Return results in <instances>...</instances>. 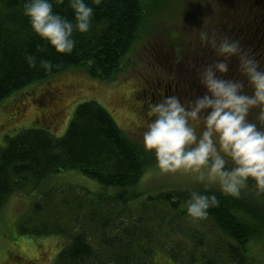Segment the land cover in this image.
<instances>
[{"label":"trees","instance_id":"16d2710c","mask_svg":"<svg viewBox=\"0 0 264 264\" xmlns=\"http://www.w3.org/2000/svg\"><path fill=\"white\" fill-rule=\"evenodd\" d=\"M167 1L102 0L93 5L90 30L73 33L77 43L67 54L55 51L33 32L23 15V0H0V105L23 89L74 67L84 68L92 78L115 80L122 71V59L145 24L147 9H161ZM228 3L224 13L213 17V34L217 40L224 36L238 40L264 68V0ZM54 10L74 18L68 0L54 2ZM37 44H45L46 52L38 51ZM25 52H34L38 58L46 56L57 66L50 72L39 66L31 68ZM197 54L208 57L202 62L204 66L224 59L202 41ZM198 66L195 63L193 68ZM218 75L245 78L235 55L229 58V71ZM195 82L202 92L188 91L181 101L204 94L200 79ZM150 87L142 92L145 96L151 91L153 101L172 94L163 86ZM5 139L6 144H0V210L12 193L28 187L38 190L41 198L31 213L19 220L18 229L25 235H66L55 264H158L160 254L174 264H249V260L254 262L249 244L264 240V192H257L254 178L249 177L248 186L238 197L204 186L147 195L139 191L136 186L153 162L150 152L131 140L96 100L77 105L62 136L34 126ZM68 169L79 170L107 188L94 192L72 186L67 192L73 197L64 196L56 202L54 188L45 184L55 173ZM111 188L113 192H107ZM189 189L215 192L219 198V204L210 207L203 218L209 231L197 227L195 218L186 211ZM36 217H44V221L42 218L34 225Z\"/></svg>","mask_w":264,"mask_h":264},{"label":"rangeland","instance_id":"374dc122","mask_svg":"<svg viewBox=\"0 0 264 264\" xmlns=\"http://www.w3.org/2000/svg\"><path fill=\"white\" fill-rule=\"evenodd\" d=\"M228 1L168 0L161 9H147L145 24L122 59V71L115 80L92 78L84 68L74 67L45 82L23 89L0 105V144H6V135L11 136L20 129L34 126L45 127L53 135L62 136L77 105L93 99L112 114L131 140L143 146V132L148 122L155 118L149 114L150 107L158 100H151V91L144 96L142 88L151 85L152 90L155 86H163L169 94L172 93L171 95H176L184 101L188 91L202 92L201 89L198 90L199 84L195 79H200L198 73L205 67L202 62L208 57L196 55L201 44L200 33L213 34V17L216 18L215 13L225 12ZM194 62L199 65L196 69L193 68ZM235 76L236 73L233 77ZM246 78L245 76L242 79L245 85L243 91L253 92V87ZM136 95L140 97L137 98L139 102L135 98ZM260 111L259 106H253L251 115L248 116L250 111L247 114V119L264 128V121L259 118ZM190 122L199 135L205 126L203 121ZM148 152L154 164L150 163L136 186L144 195L173 188L204 186V182L197 179V172L183 169L162 172L154 151ZM227 159L229 163L226 167H232L230 158ZM45 186L54 188L53 198L56 202L64 196L73 197L74 194L67 192L72 186L94 192L107 188L75 169L55 173L47 180ZM208 187L219 188V184L210 183ZM34 189L28 187L12 193L0 210V264H55L56 256L65 242L67 236L64 234L33 236L19 232V220L31 213L34 203L42 196ZM107 192H113L112 188L107 189ZM42 218L44 221V217H36L38 222L33 221L34 225H38ZM193 223L201 229L210 230H207L208 225L203 218H195ZM190 245L191 242L189 247ZM249 246V253L251 252L255 264H264V240L250 243ZM254 262L249 260V264ZM157 263L174 264L162 254L158 255Z\"/></svg>","mask_w":264,"mask_h":264},{"label":"clouds","instance_id":"9594fccd","mask_svg":"<svg viewBox=\"0 0 264 264\" xmlns=\"http://www.w3.org/2000/svg\"><path fill=\"white\" fill-rule=\"evenodd\" d=\"M54 2L60 4L63 0H23V15L46 44L59 53L70 54L77 43L73 33L90 30L93 5H100L102 0H68L73 19L55 11ZM200 39L224 59L206 65L198 73L206 89L203 95L186 103L176 95L165 96L150 107L149 114L155 118L143 132L144 149L154 151L162 172H197L205 189L210 183H218L221 193L238 197L251 177L257 192H264V128L247 119L249 109L259 106V118L264 121V68L238 40L227 36L217 40L208 32H201ZM36 48L46 52L45 44H37ZM234 55L253 87L251 95L243 91L242 80L218 75L229 71V58ZM24 58L29 67L39 66L46 72L57 66L50 58H38L34 52H25ZM200 120L205 126L198 135L190 121ZM226 157L232 167H226ZM188 191L186 211L192 218H206L207 210L220 202L215 192Z\"/></svg>","mask_w":264,"mask_h":264},{"label":"flooded vegetation","instance_id":"af4514ba","mask_svg":"<svg viewBox=\"0 0 264 264\" xmlns=\"http://www.w3.org/2000/svg\"><path fill=\"white\" fill-rule=\"evenodd\" d=\"M155 97V96H154Z\"/></svg>","mask_w":264,"mask_h":264}]
</instances>
